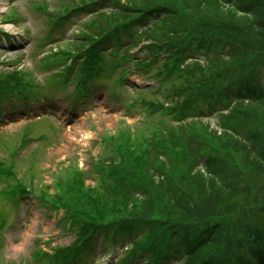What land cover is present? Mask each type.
<instances>
[{"label": "trees", "instance_id": "1", "mask_svg": "<svg viewBox=\"0 0 264 264\" xmlns=\"http://www.w3.org/2000/svg\"><path fill=\"white\" fill-rule=\"evenodd\" d=\"M112 1L109 35L135 38L134 45L149 40L139 52L159 48L169 54L164 69L180 72L171 92L177 119L199 113L197 103L236 104L221 115L219 129L182 120L152 136L138 134L136 143H128L130 133L128 142L108 141L117 153L108 171L124 191L111 178L92 188L78 176L59 185L52 204L66 210L77 241L55 261L81 257L93 234L115 241L133 233L130 254L146 252L144 264H161L172 253L183 255L182 264H264V0ZM97 45L80 52L94 58ZM190 45L205 49V65L180 70ZM12 83L23 87L21 72L1 75L0 90L13 91ZM246 95L256 99L246 102Z\"/></svg>", "mask_w": 264, "mask_h": 264}, {"label": "rangeland", "instance_id": "2", "mask_svg": "<svg viewBox=\"0 0 264 264\" xmlns=\"http://www.w3.org/2000/svg\"><path fill=\"white\" fill-rule=\"evenodd\" d=\"M81 1L83 0H0V30L7 32L6 35L10 34L0 39V71L7 72L14 67L13 64H19L18 68L23 72V81L27 79L32 84L27 87L33 89L35 95L30 102L33 108L39 109V112H35L30 108L26 112L36 118L37 121L34 123H28L29 120L22 110L10 114L4 108L1 117L0 264H29L31 256H34L38 249L44 248L46 252H50L54 247L66 246L74 239L73 235L62 229V222L58 223L57 218H54L44 205L41 206L34 195L19 200L20 194L8 186L9 179L5 173L11 163L14 165L16 178L26 186L35 185L37 188V185L43 183V187H47V191L52 193L57 177L59 178L64 171H68L71 166L88 169L100 155L107 152L102 137L129 133L133 137L138 134L149 135L150 130L160 123H172L171 117L161 116L159 113L143 115L144 105L141 100H160L164 88L167 89L169 85H164L155 92L150 89L135 92L134 86L130 85L135 83L145 86V82L149 81L141 74H133L128 86H116L115 93L110 95L105 93L106 86L111 85L116 74L105 72V75L97 80L98 86L92 88L93 95L90 101L80 104L85 105L82 108L65 109L63 101L57 99L58 97L63 100L72 99L69 91L73 85L69 83L68 77L65 78L63 75L64 69L62 71L57 69L63 62L59 63L54 57H49L41 69L40 60L48 52L50 55L51 50L61 49L64 53L76 51L78 46H74L73 42L81 38L79 35L82 23L96 17L85 13L74 14L75 16H70L71 21L66 27L56 25L52 28L49 23L53 21L48 23L50 18L44 9L51 11L55 7L67 4L69 6L73 2L78 4ZM203 4L206 5L205 2ZM37 5L43 8H38ZM238 18L240 17L235 18L233 14L234 20ZM49 33L52 41L45 42ZM40 42L46 44L42 47ZM260 71H263L262 68ZM116 73L118 77V72ZM260 80L264 85V75ZM60 83L63 85L60 86ZM136 96L137 103L133 108L127 109L130 98ZM47 97L53 100L50 103L42 102ZM80 105L74 102V106ZM45 107L55 109L47 114ZM203 110L208 119L203 118L201 122H208L210 127L215 128L218 108L205 105ZM46 114L49 115V120L37 119ZM65 116L68 118L63 120ZM39 134L43 135L42 139H38ZM23 135H28L31 140L23 142ZM25 142L27 143L24 146ZM18 146L21 147L19 150ZM91 184H94V181ZM93 243L96 263L100 261L101 264H114L123 251L121 246H117L114 252L104 249V254L100 248V238L93 239ZM124 246H128V241Z\"/></svg>", "mask_w": 264, "mask_h": 264}, {"label": "bare ground", "instance_id": "3", "mask_svg": "<svg viewBox=\"0 0 264 264\" xmlns=\"http://www.w3.org/2000/svg\"><path fill=\"white\" fill-rule=\"evenodd\" d=\"M77 129V128H76ZM74 131H76L75 129H74Z\"/></svg>", "mask_w": 264, "mask_h": 264}]
</instances>
